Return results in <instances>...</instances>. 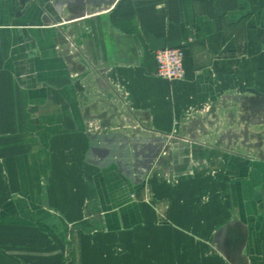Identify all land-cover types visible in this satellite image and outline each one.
Instances as JSON below:
<instances>
[{
    "label": "crops",
    "instance_id": "crops-1",
    "mask_svg": "<svg viewBox=\"0 0 264 264\" xmlns=\"http://www.w3.org/2000/svg\"><path fill=\"white\" fill-rule=\"evenodd\" d=\"M166 48L184 51L180 79L156 75ZM93 93L207 170L132 183L89 135ZM263 115L264 0H0V232L79 231L78 264H264Z\"/></svg>",
    "mask_w": 264,
    "mask_h": 264
},
{
    "label": "rangeland",
    "instance_id": "rangeland-1",
    "mask_svg": "<svg viewBox=\"0 0 264 264\" xmlns=\"http://www.w3.org/2000/svg\"><path fill=\"white\" fill-rule=\"evenodd\" d=\"M101 8L92 7L86 14L96 12ZM61 24L57 25V29L63 32L64 25ZM67 42L68 47L73 52L75 62L78 63L80 68L81 61H86L87 59L84 52V42L81 37H73V40L68 37ZM77 74L79 73H75L74 77H77ZM95 94L93 93V97H91L92 95L90 96L88 103L84 102L89 110L97 116L87 121L88 129L90 130L89 135L96 136V138L105 142L106 153H115L118 158H121V172L129 176L132 183L136 184L142 180L143 183L145 181V184L148 183L151 186L153 183L162 181L169 185L170 188L180 190V176H192L195 172L199 171V173H202L204 169L207 170L206 166L195 165L192 162L191 158L194 155L191 150L186 151L183 155L189 160L188 165H182L180 160L182 151H180V142H178L176 134L172 136V139H174H170L168 144L166 135L149 134V132L145 131L143 123H133V120L128 119L126 116H121V113L120 115L117 112L116 114H111L112 109H110V106L119 112L123 111L121 109L127 110L123 104L118 107L117 103L113 105L114 103L109 102L107 103L109 108L105 107L106 110L100 107L99 103L101 102L95 100ZM104 110L106 112L102 113ZM99 115H102V117H99ZM251 120L252 118L249 119L248 125H255ZM258 121L257 125L264 131V115ZM171 141L176 142L172 144L173 142ZM125 142L126 145H124ZM117 143L124 145L125 148L118 147ZM133 158L137 159L136 170L129 172L128 162L129 159L133 160ZM222 168L217 166V170H222ZM212 173H215V171H212ZM132 174L134 176L131 177ZM155 210L158 213L159 222L169 227L170 237H180V226L178 223L169 220L166 206L158 207ZM49 216L51 218L50 222L56 215ZM68 232L65 235L63 229H55V227L52 230L40 232L27 229H9L7 232H0V239H3V242L5 239L7 240L6 246H0V253L8 255V264H78L81 235L79 231L75 230ZM239 248L236 247L235 249L238 250ZM117 251L119 254L127 253V249L122 246L118 250L117 248L115 249V254L118 256Z\"/></svg>",
    "mask_w": 264,
    "mask_h": 264
},
{
    "label": "built area",
    "instance_id": "built-area-1",
    "mask_svg": "<svg viewBox=\"0 0 264 264\" xmlns=\"http://www.w3.org/2000/svg\"><path fill=\"white\" fill-rule=\"evenodd\" d=\"M156 75L169 81L183 76L184 51L182 48H166L154 52Z\"/></svg>",
    "mask_w": 264,
    "mask_h": 264
}]
</instances>
